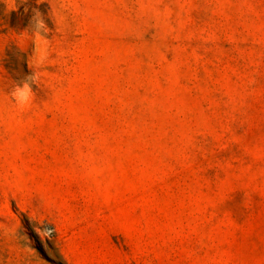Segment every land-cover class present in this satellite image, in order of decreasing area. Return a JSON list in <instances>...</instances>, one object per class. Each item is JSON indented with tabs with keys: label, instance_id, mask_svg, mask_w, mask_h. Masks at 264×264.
<instances>
[{
	"label": "rangeland",
	"instance_id": "obj_1",
	"mask_svg": "<svg viewBox=\"0 0 264 264\" xmlns=\"http://www.w3.org/2000/svg\"><path fill=\"white\" fill-rule=\"evenodd\" d=\"M0 264H264V0H0Z\"/></svg>",
	"mask_w": 264,
	"mask_h": 264
},
{
	"label": "clouds",
	"instance_id": "obj_2",
	"mask_svg": "<svg viewBox=\"0 0 264 264\" xmlns=\"http://www.w3.org/2000/svg\"><path fill=\"white\" fill-rule=\"evenodd\" d=\"M31 24L34 28V35L36 41L46 40V37L42 35V32H46V24L44 20L40 18L38 10L35 11V15L32 18ZM37 79V74L32 72L30 76L26 77L23 81L17 83L15 89L12 92V96L20 106L23 107L30 103L33 95L32 85L35 84Z\"/></svg>",
	"mask_w": 264,
	"mask_h": 264
}]
</instances>
